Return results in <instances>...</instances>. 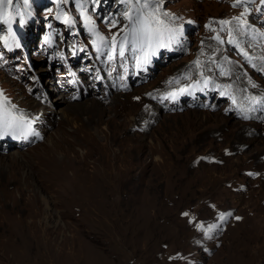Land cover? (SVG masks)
<instances>
[{"label": "rangeland", "instance_id": "rangeland-1", "mask_svg": "<svg viewBox=\"0 0 264 264\" xmlns=\"http://www.w3.org/2000/svg\"><path fill=\"white\" fill-rule=\"evenodd\" d=\"M257 12L262 0H161V21L196 23L191 45L128 91L86 86L79 96H94L77 100L75 90L48 88L37 63L42 104L0 69V97L44 124L39 143L0 152V264H264V115L241 118L224 102L162 112L153 98L172 77L203 76L262 99L264 68L242 44L264 57V28L250 22ZM110 21L114 34L130 32L124 14ZM105 49L120 55V46ZM116 96L134 105L120 128L113 115L127 107L114 106ZM151 103L158 118L142 128Z\"/></svg>", "mask_w": 264, "mask_h": 264}, {"label": "snow or ice", "instance_id": "snow-or-ice-1", "mask_svg": "<svg viewBox=\"0 0 264 264\" xmlns=\"http://www.w3.org/2000/svg\"><path fill=\"white\" fill-rule=\"evenodd\" d=\"M27 3V0H24ZM133 0H129V3H132ZM136 3H139V0H135ZM242 2V0H237V3ZM264 3V0H262ZM5 4V0H0V7H3ZM7 4L11 5L12 0H7ZM161 0H143V3L140 4V7L137 9V14L135 19H133L132 11L129 10L125 12L124 15L128 18L131 23L130 28V35H131V43L133 46L139 47L141 49H150L153 45L158 47H163L164 45V38L165 34H167L168 40H172L175 36V30L172 28L167 27L164 25V22L159 19L157 13L159 12ZM236 6V5H234ZM145 9H149V11L145 12ZM7 13H5V23L9 24L8 32L9 35H13V42L14 34L12 33L11 23L10 20L7 19ZM164 15H168L164 13ZM244 13H241L243 16ZM233 19L240 21V23H246L240 19V17H234ZM65 23L71 24L72 20L70 17L65 14ZM222 25L229 24V21H220ZM90 31L94 29L90 27ZM264 35V33H261ZM99 40L104 41V37L99 36ZM0 39H5V37H0ZM216 39H219L217 36ZM116 38L113 37L111 43L113 45L116 44ZM230 43L232 41H229ZM129 43L128 35H125L123 39L120 41V55L124 54L125 44ZM16 46L19 47V44L16 43ZM112 57H109L111 59ZM198 63V62H197ZM255 86V85H253ZM6 99V98H5ZM21 119L15 116H11L10 112L3 109V102L0 101V126L4 128V134H7L9 130L11 131H21L20 124L17 121ZM184 215H188V213H184ZM225 215L223 213L220 214V219L223 220ZM239 219V217H237ZM197 227H202V225H197ZM214 227V226H213Z\"/></svg>", "mask_w": 264, "mask_h": 264}, {"label": "bare ground", "instance_id": "bare-ground-1", "mask_svg": "<svg viewBox=\"0 0 264 264\" xmlns=\"http://www.w3.org/2000/svg\"><path fill=\"white\" fill-rule=\"evenodd\" d=\"M225 64V63H224ZM230 66V65H229ZM224 67V66H223ZM225 68V67H224ZM230 68V67H229ZM229 70V69H228ZM231 70H232V68H231ZM236 70H238L236 67L232 70V71H230L229 70V72H236ZM227 71V70H226ZM228 72V73H229ZM231 74V73H230ZM230 74H229V77H230ZM235 75H236V73H235ZM228 77V76H227ZM244 79V78H243ZM87 82V81H86ZM239 83H242V82H239ZM95 82H87V84H85V86H88V87H94L95 86ZM100 88H103V87H100ZM99 88V89H100ZM76 91V90H75ZM103 91V90H102ZM82 92V91H81ZM115 93V92H114ZM90 96H94L93 94H90ZM119 96H121V97H124V96H122V95H119ZM119 96H116V97H113L112 98V102L111 103H114V106H115V104H116V102H122V103H124L125 104V106L127 107V108H125V110H123L122 112H120V113H114V115H113V118H116V117H119L120 119L118 120V121H116L115 122V120H113V123H112V125H115L117 122H119V121H121V123L120 124H116V127H118L119 126V128H120V125L122 124V122H124V121H126L127 120V115L129 114V115H132V114H130V113H133V110H134V105L132 104V103H129V102H127L126 101V99H124V98H122L123 100H118V98H119ZM82 97H84L83 95H81V96H79L78 98H82ZM64 98H66V95H58V96H55L52 100L53 101H55L56 100V102L57 103H61L59 100H62V101H65L64 100ZM78 98H75V99H78ZM117 98V99H116ZM144 98V97H143ZM223 98H227V96H224ZM223 98H218V100H221V99H223ZM35 99V98H34ZM57 99H59V100H57ZM37 99H35V101H36ZM147 100V99H146ZM39 103H41L40 102V100H37ZM148 101V100H147ZM148 102H150V101H148ZM110 103V104H111ZM119 104V103H118ZM12 105V104H11ZM117 105V104H116ZM74 105H72V106H68L67 107V111L68 110H71V111H73V109H74ZM123 108H124V106H122ZM106 110H108V111H111L109 108L108 109H106ZM117 111V110H116ZM104 113V112H103ZM148 114H149V119L147 120V122H146V124L142 127V128H144V127H146V126H148V125H150L152 122H153V120H155V119H157L158 117L156 116V113H155V111H154V108H153V106H152V103H151V106H150V111L148 112ZM117 119V118H116ZM136 118L134 117V119H132V122H134L135 123V120ZM136 125V124H135ZM134 126V125H133ZM132 126V127H133ZM123 177V176H122ZM121 179V178H120ZM123 180V179H122ZM121 180V181H122ZM128 180V179H127ZM131 180V179H130ZM120 181V180H119ZM132 181V180H131ZM126 182V181H125ZM134 182V181H133ZM116 183V182H115ZM123 183V182H122ZM119 184V183H118ZM121 184V183H120ZM121 185H124V184H121ZM118 186H120V185H118ZM131 186V185H130ZM134 186V185H133ZM124 187V186H123ZM117 190H118V188H117ZM126 191V190H125ZM120 192V191H119ZM127 192V191H126ZM125 192V193H126ZM129 192V191H128ZM133 192H135L134 190H133ZM130 194V193H129ZM116 195V194H115ZM132 195V194H131ZM130 195V196H131ZM124 198V197H123ZM130 198V197H129ZM123 200V199H122ZM125 201V200H124ZM126 202V201H125Z\"/></svg>", "mask_w": 264, "mask_h": 264}]
</instances>
